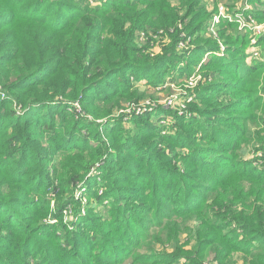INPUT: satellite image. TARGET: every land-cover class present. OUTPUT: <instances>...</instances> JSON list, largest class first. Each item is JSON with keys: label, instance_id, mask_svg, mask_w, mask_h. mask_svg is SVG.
<instances>
[{"label": "trees", "instance_id": "trees-1", "mask_svg": "<svg viewBox=\"0 0 264 264\" xmlns=\"http://www.w3.org/2000/svg\"><path fill=\"white\" fill-rule=\"evenodd\" d=\"M169 2L120 0V4L111 5V10L102 11L100 15L105 21L98 25L95 20L87 21L90 15L86 10H78L64 1L62 4L69 10H62L65 15L53 18L55 24H47L46 33L18 28L12 33L14 26L11 25L17 18L10 11H0V83L11 101L25 112L22 118L12 116L10 122H7V116L0 115V173L6 181L21 185V191H14L10 197L0 191V221L3 220L0 229L4 230L3 234L0 230V264H174L182 258L181 264H226L231 254L237 251L249 255L252 264H264V88H259L257 83L264 64L249 61L245 56H230L228 49L225 50V58L208 56V63L204 66L218 65L220 68L215 71L221 75L236 73L235 67L241 70L236 82H217L222 90L229 89L225 93L230 95L232 109L218 114L212 130L195 117L178 120L173 139H180L178 146L182 155L175 163L173 160L179 153L168 141L165 142L166 148L175 153L171 158L165 154L164 147L153 141L145 142L143 146L135 141L132 147L133 138L130 137H124L127 142H118L115 148L108 146L103 139V144L92 150L81 147L83 152L86 151L88 161L80 163L76 172L100 167L105 170L101 176L103 185L111 186L105 196L110 197L115 206L109 211L110 220L116 224L113 236L109 235V230H102L101 218L89 214L84 220L86 230L76 232L72 240L61 242L64 237L58 231L46 228L48 224L43 222L49 209L48 198L29 199L33 204L26 199L27 194L35 193L30 186L39 184L40 180L33 174L34 159H27L22 147L35 148L32 137L36 136L38 127L49 131L53 128L50 138L46 139V146L39 143L43 149L37 153L38 158L45 160L34 170L46 174L53 154L66 155L69 151L79 150L80 144H75L78 139L72 135L77 127L71 123L73 117L66 110L67 103L79 102L84 107L86 102H111L117 94V99L127 96L129 76L141 79L145 72L153 73L151 68L164 66L169 55H177V44L184 40L177 26L179 22L184 23L188 19L191 20L189 24L201 26L197 20L204 12L200 0H181L179 7H173ZM37 5L35 2L31 11H36ZM19 18L25 20L21 16ZM6 25L11 27L10 30H3ZM147 25L154 26L153 29L160 28L163 31L161 36L169 39L166 45L160 46L163 54L153 63L149 53L144 52L147 46L140 48L134 44L137 32ZM226 33L227 27H223L222 36L231 37ZM214 47L199 46L194 51L201 56L198 50L217 51ZM26 59H31L33 65ZM177 64L175 62L174 66ZM190 65L186 66L188 70ZM213 71L207 75L211 76ZM111 77L112 81L109 80ZM90 98L93 100L89 102ZM4 102L0 100V114ZM238 108L242 114L235 112ZM202 113L212 115L208 111ZM57 115L63 118L59 123L56 122ZM186 124L197 125L202 132L190 136L185 129ZM12 126L20 129L8 135L2 134ZM144 127L146 130L142 131H146V135L156 131L153 130L156 126L150 123ZM120 139L118 135L116 141ZM198 139H207L214 146H207ZM158 140L162 143L164 137ZM247 146L255 151L262 150L258 157L263 158L262 168L241 159L242 149ZM108 149L121 158L114 164L119 169H127L121 174L125 176L127 185L112 184L117 168L112 175L110 156V160L102 158ZM16 152L22 155L21 158L14 156ZM161 154L167 162L163 161ZM59 163L53 165L52 177ZM177 164H181L183 169L180 170ZM169 165L171 169H168ZM20 169L26 171L21 172ZM78 173L60 176V183L52 187L57 201L61 202V195L71 193L77 187L81 179ZM142 174L148 175L149 179L154 175L157 178L153 184L160 183L163 187L164 182L168 184V178L176 177L178 185L171 201L175 205L180 198L177 205H167V196L157 186L148 197L145 187H142ZM119 177H115V181ZM159 193H162V198H159ZM240 205L242 210L238 211ZM27 210L32 213L26 214L24 211ZM149 213L159 216L146 218L143 225L142 215ZM16 218L20 220L14 222ZM192 222L195 227L191 226ZM231 224L250 240L238 242L233 232L224 231ZM152 227H157L160 233L155 231L151 234ZM173 229L175 233L168 237L167 233ZM183 234H186V239L184 237L185 241L181 243ZM164 236L175 242L176 253L164 256L156 252L154 245ZM248 241L254 244H246ZM187 246L191 249L185 250ZM67 248L75 253H68ZM209 251L214 252L211 258ZM31 254H34L33 260Z\"/></svg>", "mask_w": 264, "mask_h": 264}, {"label": "rangeland", "instance_id": "rangeland-1", "mask_svg": "<svg viewBox=\"0 0 264 264\" xmlns=\"http://www.w3.org/2000/svg\"><path fill=\"white\" fill-rule=\"evenodd\" d=\"M64 1L76 6L78 10H86L88 15H90L89 17L87 16V21L95 20L98 25H103L105 21V18L100 15L102 11L104 12L107 9L111 10V5L120 4V0H27L25 2H23V0L22 2L15 0H0V11H10L12 14L14 13L13 15L17 18L11 25L14 26L12 33L17 28L32 31L34 33H46L48 32L47 24H55L53 18L59 17L61 14L65 15V12H62V10H69L65 4H62ZM35 2H38V5L36 11L33 12L31 10L35 6ZM169 3L173 7H179L181 0H170ZM200 6L204 11L197 17L201 26L195 27L192 23L189 24L191 20L188 19L184 21V23L179 22L177 25L181 31L182 38L184 37L182 45H180V42L177 44V55H169L164 66L159 67L158 65V67L151 68L150 71L153 73L145 72V75L141 79L130 76L128 78V74L126 75V78L129 79L128 85L130 89L127 96L123 95L121 99H117V96H119L117 94V96H115L116 98H113L111 102L98 103V101H94L92 104H87L86 102L84 107L79 102L67 103L66 110L70 116L73 117L71 123L73 126L77 127L76 131L72 132V135H74V138L78 139L75 144H80V146L77 147L79 150L69 151L66 155L58 153L53 154L52 161L48 163L46 167L48 172L46 174H39L34 170L38 164L44 163L45 160L38 158L37 153L43 149L40 147L39 143L41 144L42 142L46 146V139L50 138L49 134L52 132L53 128L49 131L45 130V128L38 127L36 129V136L34 134L32 137L34 141L33 146L35 148L28 146L22 147L24 151H26L25 156L27 159H34L32 165L33 174L37 175V179L39 178L41 183V185L40 183H34V185L30 186L34 189L32 191L35 193H30L29 196L27 194L26 199H28L30 204H33L30 201L33 200V198L35 200L39 198H48L49 209L43 222L48 224L46 228L56 230L64 237L61 242H64L65 239L66 241L67 239L72 240L74 234L78 231H85L86 227L84 226V220L89 214L101 218L99 224L102 230L104 232L109 230V235H114L113 229L116 224L110 220L109 211L111 208H115V206L112 205V201L109 199L110 197L105 196V192L111 186L103 185L104 182L101 179V176L105 174V170L97 167L88 171L84 170L81 173L76 172L78 171V165H80V163L85 164L88 161L85 150H92L96 146H101V144H103L102 139L108 146L115 148L118 146V142H127L124 137H130L133 138L131 146L135 141L141 142L138 143L141 145H146L145 142L153 141L157 146L164 147L165 154L169 155V158H171L175 153L170 152L166 148L165 142L168 141L172 146L176 147L175 152L178 151L179 153L173 160L175 163L182 155L181 147L178 146L180 144V139H173L177 133H175L174 130L176 129L175 123H177L178 120L182 118L189 120L195 117L196 120H202L203 123L208 126V129L212 130L214 128V121L219 117L218 114H225L232 109L233 103H229L231 101L230 95L225 93L229 89L222 90L217 82H236L238 80L236 76L241 73V70L235 67L234 71L236 73L228 71L231 74L227 73L221 75L219 71H215L219 70L220 67L218 65L212 64V67L204 66L205 63H208V56L225 58V50L228 49L230 56H245L249 61H256L254 63L261 65L264 64V0H200ZM29 12L32 13L29 15ZM106 13L107 12H105V14ZM180 13L182 14L183 10H181ZM214 15L217 16V23L212 22ZM6 16H8V14ZM20 16L25 20L20 19ZM25 16L31 17L27 19ZM223 27H227L226 34L231 37L226 35L222 36ZM3 28L4 31H8L11 27H7L6 25ZM153 28L154 26L148 27L147 25L146 28L139 30L134 41L137 47L142 48L147 46L144 52L149 53L151 57L150 60L152 61L151 63L158 60L159 56H162L163 48H160V46L162 44L166 45L169 42L167 36H161L163 35V31L160 30V28ZM206 44L213 45L208 46ZM199 46L208 48L215 46L214 48L218 50H198V52L202 54L200 56L196 55L194 51V48ZM230 51L232 53H230ZM27 60L33 65L31 59H26L25 61ZM175 62H178L176 66H174ZM191 63L192 65H190ZM187 65L191 66L189 70L186 68ZM211 71H213L211 76L207 75V72ZM112 79L113 77L109 80L112 81ZM259 79L260 81L257 82L258 87L264 88V67L261 68ZM213 87L214 89H212ZM98 88H102V86ZM261 94L262 92H259V95ZM0 100L5 101V106L1 109L2 114L0 115L7 116L9 118L7 122H10L13 117L22 118L24 116V110L11 101L10 96L1 83ZM92 100L93 98H90L89 102ZM74 107H76V109ZM207 111L212 112V115L211 113L205 115L202 113ZM235 112L240 114L243 113L240 108L235 110ZM60 120H63V118H58L57 115L56 122L59 123ZM240 121L241 120H239V122ZM147 123L156 126L153 128V130L156 131L149 135H146V131H142L146 130L144 126H146ZM19 129L20 128L12 126L7 131H2V134L8 135ZM30 129L33 131L32 127H30ZM185 129L189 132L188 135L190 136L194 134L199 135L200 132H202V129L197 128V125L186 124ZM115 132L117 134L113 136ZM118 135L121 136L120 141H116ZM159 137H164L162 143L159 142ZM82 140H87V142H83ZM199 141L207 146H214V144L209 143L207 139ZM81 147L84 149L86 148L84 150L85 152L82 151ZM124 147L125 146L120 147V152L123 151ZM134 148L138 150L137 147ZM49 149L53 152L52 148ZM111 150L112 149H108L107 152L103 154L102 158L107 160L110 156V162H112L111 172H114L115 168H117V172L113 176L114 182L112 184L115 185L117 184L116 182H118L121 185H127L125 183V176L121 175L124 172L126 173L127 169H119L120 167L114 164V162L117 163L121 161V158L117 155H113ZM261 151H255L249 146L244 147L242 149L241 159L252 162V165L258 168H262L263 158H258L262 154ZM110 152L112 154H110ZM123 153L128 154V152ZM15 154L14 156H16L17 159L22 156L19 152ZM79 155L81 157H79ZM161 156L163 161L167 162L164 154H161ZM57 162L60 163L55 167V175L52 177L53 165ZM177 166L180 170L183 169L181 164H177ZM168 169H171L170 165ZM20 170L23 172L25 169ZM130 170L133 171L134 169ZM73 172L81 176L77 187L75 186L71 193L61 195V202L57 201L56 193L53 192L52 187L60 183L59 178H61V175L63 176L70 173L69 176H71ZM164 174L166 175L167 173ZM118 175H120V177L118 181H115V177L117 178ZM142 175V187H145V194H148V197L157 186L160 190L164 191L165 196H167L166 198L169 200L166 201L167 205L170 207L177 205L180 198L177 199L175 205H172L173 201H171L176 185H178L176 183V177L168 178V184L166 185L164 182L163 187L160 183H158V185L153 184L154 179L157 178L154 175H152L150 179L148 175ZM94 180H97V183H93ZM0 182V191L8 195V197L12 196L14 191H21V185L19 183L6 181L1 173ZM128 182L131 183L130 180H128ZM151 182L152 184L149 185ZM159 194V198H162V193ZM61 204L62 207L60 209ZM247 205L248 207L250 206L249 204ZM237 209L238 211L242 210V206L240 205ZM251 211L250 209L249 212ZM24 212L28 215L32 213L31 210ZM101 215L103 217H101ZM158 216L155 217L152 213H149L147 216L143 214L141 223L145 225L146 218L150 217L154 219L158 218ZM18 220H20V218L14 219V222ZM2 222L3 220L0 221V224H2ZM190 222L188 223L189 226ZM191 226L195 227L196 224L192 222ZM229 230L233 232L232 235L237 238L236 240L238 242L250 240L246 239V235H242L241 230L236 228L234 224L230 226L227 225V227L224 228V231L228 233ZM155 231L156 233H160L157 227H152L150 233L153 234ZM1 232L3 234L4 230H1ZM174 233L175 229L167 233V236L171 237ZM166 237H162L161 241L154 245V249L161 255L176 253L175 242H172L170 238L167 239ZM184 237L186 239V234L181 235V243H184ZM246 244L251 245L254 243L248 241ZM184 249H191V246H187ZM207 249L210 250V248ZM66 250L68 253H75V251H71L69 248ZM142 251L147 252L143 249ZM34 254H36V252ZM34 254L30 255L31 260L35 258ZM209 254L211 258L214 252L209 251ZM39 256L40 255H38V258ZM230 257L229 262L227 261L226 264H252L250 263L251 257L240 251L233 252ZM182 259L177 263L181 264V262H183Z\"/></svg>", "mask_w": 264, "mask_h": 264}, {"label": "built area", "instance_id": "built-area-1", "mask_svg": "<svg viewBox=\"0 0 264 264\" xmlns=\"http://www.w3.org/2000/svg\"><path fill=\"white\" fill-rule=\"evenodd\" d=\"M212 22L213 23H217L218 22V19H217L216 15H214ZM180 45H182V41H180Z\"/></svg>", "mask_w": 264, "mask_h": 264}]
</instances>
